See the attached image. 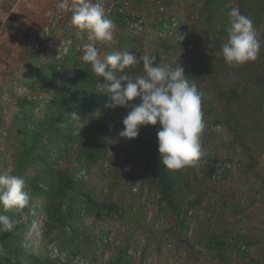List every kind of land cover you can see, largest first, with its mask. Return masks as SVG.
Instances as JSON below:
<instances>
[{
  "label": "rangeland",
  "instance_id": "rangeland-1",
  "mask_svg": "<svg viewBox=\"0 0 264 264\" xmlns=\"http://www.w3.org/2000/svg\"><path fill=\"white\" fill-rule=\"evenodd\" d=\"M61 2L64 8L59 6ZM76 2L78 0H0V151L5 155L0 160V173L12 174L14 168V141L9 128L17 112L16 98L35 99L33 118L41 116L45 108V100L28 86L33 78L31 54H37L42 66H46L52 58L68 52L82 59L83 46L93 42L87 32L79 31L71 23L69 9ZM93 2L102 3L106 16L117 26L113 42H95L102 56L114 51H130L138 57L146 52L157 53L158 64L178 60L190 81L197 84L203 93L201 107L207 110L201 133L204 155L182 171L181 198L185 215L180 222L160 201L157 189L145 181L144 167L129 154L108 147L96 162L84 159L81 139L88 131L89 120L79 123L74 134L80 136L60 140L52 157L60 167L76 164L75 174L84 181L87 192L112 203L115 210L96 216L93 211L83 209L75 223L76 237H71L73 228L68 226L66 240L60 241L51 233V239L44 242L46 215L41 205L45 200L37 194L33 206L22 214L24 221H30L25 232L27 250L38 251L45 243L50 257L64 260L66 254L71 255L70 251L78 249L73 256L74 264H107L116 247L127 245L135 264H227L213 257L203 246V234L211 229L228 237L239 233L255 239L256 243L249 249L254 255L264 257V149L258 141L246 145L235 143L225 127L213 122L220 113L215 88L195 72L186 56H179L168 45L184 30L194 28L198 33L205 30L200 2ZM125 71L130 76H138L143 74V67L140 63ZM98 84L111 98L107 92L110 82L103 77ZM106 105L95 112L100 118L122 122L130 110ZM159 127L157 123L143 125L140 129L151 134ZM213 158L216 159L210 162L213 174L208 175L206 164ZM30 173L28 170L25 175ZM229 260L231 264H246L237 257Z\"/></svg>",
  "mask_w": 264,
  "mask_h": 264
},
{
  "label": "trees",
  "instance_id": "trees-1",
  "mask_svg": "<svg viewBox=\"0 0 264 264\" xmlns=\"http://www.w3.org/2000/svg\"><path fill=\"white\" fill-rule=\"evenodd\" d=\"M195 1L202 5L205 30L199 33L194 28L184 30L182 33L187 35L182 42L178 37L168 45L179 56H186L195 72L215 88L220 113L213 122L225 127L235 143L246 145L247 142L258 141L264 149V46L257 60L239 66H230L221 54L222 44L227 40V14L234 6L253 20L259 38L264 41V0ZM31 55L33 78L28 86L45 100V108L41 116L33 118L34 98L21 96L14 101L17 112L9 128L14 141L12 174L25 180L24 189L30 199L22 212L13 210L5 213L19 223L12 231L0 232V264H74L73 256L78 249L70 251L71 255L66 254L65 259L60 260L46 253L45 243L38 251H28L25 247V232L30 221H24L22 214L33 206L37 194L45 200L41 205L46 215L44 242L51 239V233L60 241L66 240L65 228L68 226L73 228L71 237H76L75 223L83 209L93 211L96 216L115 210L112 203L99 200L87 192L84 181L75 174L76 164L60 167L52 157L53 151L59 148L60 140L80 136L74 131L79 123L86 120L89 122L88 131L81 139L84 148L82 157L96 162L108 147L129 154L144 167V179L157 189L163 205L182 222L185 215L181 198L182 171L192 165L178 170L163 166L158 152V130L146 134L140 129L136 138L121 139L119 132L124 128L121 121L97 116V109L110 103L111 98L100 90L98 83L103 76L97 77L89 63L68 52L42 66L39 56L35 53ZM155 55L158 64L159 56ZM141 65L143 67L142 61ZM133 103L138 104L139 98ZM201 110L204 116L207 110L203 107ZM67 148L69 150L70 147ZM4 157L0 151V160ZM214 161L216 159H210L206 164L208 175L213 174L210 162ZM28 170L31 173L25 175ZM203 241V246L212 256L224 263L231 264L229 259L237 257L246 264H264V257L254 255L249 249L256 240L244 234L228 237L210 229L204 232ZM61 247L65 249L63 244ZM116 248L107 264H135L127 245Z\"/></svg>",
  "mask_w": 264,
  "mask_h": 264
},
{
  "label": "clouds",
  "instance_id": "clouds-1",
  "mask_svg": "<svg viewBox=\"0 0 264 264\" xmlns=\"http://www.w3.org/2000/svg\"><path fill=\"white\" fill-rule=\"evenodd\" d=\"M59 6L64 8L65 4L61 2ZM69 10L72 25L87 32L93 41L83 46L82 60L90 64L97 77L103 76L110 82L107 92L111 94V101L106 106L130 109L123 118L124 128L119 136L133 139L141 126L159 123L157 142L163 166L178 170L197 163L204 155L201 145L205 127L201 110L203 93L194 81H190L178 60L157 64L156 55L149 52L140 57L130 51H114L102 56L95 42H113L117 28L106 16L102 3L78 0ZM225 30L227 40L222 44L221 54L227 64L239 66L257 60L264 41L259 38L253 20L238 6L228 12ZM186 35L180 32L179 40L182 42ZM141 61L143 74L130 76L126 73V69ZM136 98L139 103H132ZM24 188L25 180L21 176L0 173V205L3 208L0 232L12 231L19 223L5 213L22 212L28 206L30 195Z\"/></svg>",
  "mask_w": 264,
  "mask_h": 264
},
{
  "label": "built area",
  "instance_id": "built-area-1",
  "mask_svg": "<svg viewBox=\"0 0 264 264\" xmlns=\"http://www.w3.org/2000/svg\"><path fill=\"white\" fill-rule=\"evenodd\" d=\"M51 258H55V257H51ZM61 258V257H60ZM61 259H63V258H61Z\"/></svg>",
  "mask_w": 264,
  "mask_h": 264
}]
</instances>
